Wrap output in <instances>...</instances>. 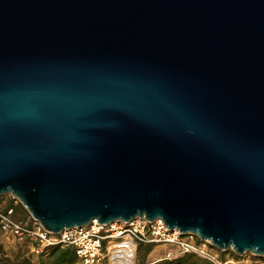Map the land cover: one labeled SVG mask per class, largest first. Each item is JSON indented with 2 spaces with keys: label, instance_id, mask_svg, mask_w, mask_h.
<instances>
[{
  "label": "water",
  "instance_id": "obj_1",
  "mask_svg": "<svg viewBox=\"0 0 264 264\" xmlns=\"http://www.w3.org/2000/svg\"><path fill=\"white\" fill-rule=\"evenodd\" d=\"M7 193L264 256V0H0Z\"/></svg>",
  "mask_w": 264,
  "mask_h": 264
},
{
  "label": "built area",
  "instance_id": "obj_2",
  "mask_svg": "<svg viewBox=\"0 0 264 264\" xmlns=\"http://www.w3.org/2000/svg\"><path fill=\"white\" fill-rule=\"evenodd\" d=\"M5 195L6 199L0 202V234L6 240L22 245L24 257L28 259H34L49 246L60 245L73 248L76 264H136L138 245L150 244L166 246L162 257L157 260L192 253L213 264L233 263L221 260L208 239L182 233L178 228L170 229L161 218L148 220L137 216L130 221L109 223L92 219L87 224L53 233L30 214L23 219L17 218L14 207L19 199L11 193ZM6 200L11 204L7 205Z\"/></svg>",
  "mask_w": 264,
  "mask_h": 264
},
{
  "label": "trees",
  "instance_id": "obj_3",
  "mask_svg": "<svg viewBox=\"0 0 264 264\" xmlns=\"http://www.w3.org/2000/svg\"><path fill=\"white\" fill-rule=\"evenodd\" d=\"M2 202V201H1ZM6 204H11V201L6 200ZM15 216L17 218H26L29 213L24 206L19 202L14 207ZM151 251V245H138L137 247V262L136 264H147L146 258ZM232 256L237 260V255L232 253ZM260 260H264L263 257H259ZM0 264H76V255L71 247H62L60 245L49 246L43 253L35 257L34 259H28L22 257L17 259L16 262H11L5 255L2 244L0 243ZM153 264H213L212 262L200 258L192 253H186L176 256L172 259H160Z\"/></svg>",
  "mask_w": 264,
  "mask_h": 264
},
{
  "label": "rangeland",
  "instance_id": "obj_4",
  "mask_svg": "<svg viewBox=\"0 0 264 264\" xmlns=\"http://www.w3.org/2000/svg\"><path fill=\"white\" fill-rule=\"evenodd\" d=\"M6 199V195H0V202ZM0 243L2 244L5 255L10 259L11 262H16L17 259L24 257V248L22 245L15 241H8L0 234ZM166 246L162 245H151V251L146 258V262L150 263L162 257ZM215 250L221 260H231V264H264V260H260L259 257L251 252H244L242 255L236 254L232 249L221 251L217 248ZM232 253L238 256L239 259H235Z\"/></svg>",
  "mask_w": 264,
  "mask_h": 264
}]
</instances>
